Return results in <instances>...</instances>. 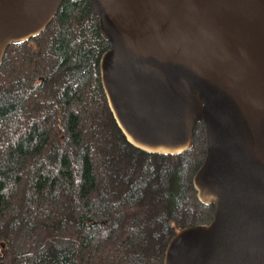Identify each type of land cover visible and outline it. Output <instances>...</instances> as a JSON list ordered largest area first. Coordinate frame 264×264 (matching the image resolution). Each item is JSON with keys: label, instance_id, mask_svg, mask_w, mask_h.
<instances>
[{"label": "trees", "instance_id": "trees-1", "mask_svg": "<svg viewBox=\"0 0 264 264\" xmlns=\"http://www.w3.org/2000/svg\"><path fill=\"white\" fill-rule=\"evenodd\" d=\"M111 49L90 0H65L41 35L0 65V264H164L182 229L214 205L194 178L207 154L199 124L177 156L132 146L109 108Z\"/></svg>", "mask_w": 264, "mask_h": 264}, {"label": "water", "instance_id": "water-1", "mask_svg": "<svg viewBox=\"0 0 264 264\" xmlns=\"http://www.w3.org/2000/svg\"><path fill=\"white\" fill-rule=\"evenodd\" d=\"M65 0H0V65L47 29ZM110 42L109 108L128 142L181 155L199 124L194 178L213 220L180 230L164 264H264V0H90Z\"/></svg>", "mask_w": 264, "mask_h": 264}]
</instances>
